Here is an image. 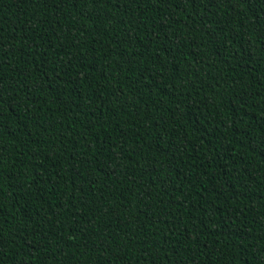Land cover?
<instances>
[{
	"label": "trees",
	"instance_id": "obj_1",
	"mask_svg": "<svg viewBox=\"0 0 264 264\" xmlns=\"http://www.w3.org/2000/svg\"><path fill=\"white\" fill-rule=\"evenodd\" d=\"M0 264H264V0H0Z\"/></svg>",
	"mask_w": 264,
	"mask_h": 264
}]
</instances>
